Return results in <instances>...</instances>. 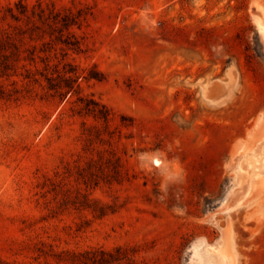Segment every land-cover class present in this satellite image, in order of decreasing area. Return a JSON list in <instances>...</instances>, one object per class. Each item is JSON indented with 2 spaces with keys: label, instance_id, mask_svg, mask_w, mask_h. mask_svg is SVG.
Masks as SVG:
<instances>
[{
  "label": "rangeland",
  "instance_id": "1",
  "mask_svg": "<svg viewBox=\"0 0 264 264\" xmlns=\"http://www.w3.org/2000/svg\"><path fill=\"white\" fill-rule=\"evenodd\" d=\"M46 1L87 17L67 56L80 89L0 99V264L119 246L133 264H264V0ZM80 97L107 105L109 125L76 114ZM91 158L121 182L73 174L68 188L116 205L103 219L51 191Z\"/></svg>",
  "mask_w": 264,
  "mask_h": 264
},
{
  "label": "trees",
  "instance_id": "2",
  "mask_svg": "<svg viewBox=\"0 0 264 264\" xmlns=\"http://www.w3.org/2000/svg\"><path fill=\"white\" fill-rule=\"evenodd\" d=\"M86 18L81 12L74 13L46 0H37L34 4L18 0L0 11V99H58L63 102L68 96L79 93L81 76L78 67L69 62L67 56L71 51L81 50V43L73 28H80ZM91 78L104 79L99 76ZM79 102L76 114L109 125L113 112L107 105L85 97H80ZM83 126L82 135L92 145L94 138L101 136L97 126H90L86 121ZM103 160L91 158L87 166L72 167L67 164L61 183L51 184V191L56 196L63 194L62 206L65 209L73 206L76 210L89 211L97 219L118 212L116 205L91 198L80 188L72 196L73 192L68 188V179L73 174L77 175V184L86 188L97 187L101 182L120 183L121 166L107 165L111 162L110 158L106 162ZM38 251L40 256L53 257L57 264H133L135 253L123 246L65 250L55 254L41 249Z\"/></svg>",
  "mask_w": 264,
  "mask_h": 264
},
{
  "label": "bare ground",
  "instance_id": "3",
  "mask_svg": "<svg viewBox=\"0 0 264 264\" xmlns=\"http://www.w3.org/2000/svg\"><path fill=\"white\" fill-rule=\"evenodd\" d=\"M263 17H264V15H263ZM260 29L262 30V32H263V34H264V27H262V28L260 27ZM254 187H255V186H254ZM250 188H251V189H254V191H255V188L249 187V189H250ZM252 191H253V190H252ZM252 191H251V192H252ZM247 193H248V192H247ZM248 194H249V193H248ZM249 195H250V194H249ZM245 196H246V195H245ZM242 201H243V200H242ZM236 203H237V202H236ZM236 203H235V204H236ZM230 206H231V205H230ZM234 208H235V207H234ZM234 208H233V209H234ZM226 209H227V208H226ZM231 260H232V259H231Z\"/></svg>",
  "mask_w": 264,
  "mask_h": 264
}]
</instances>
